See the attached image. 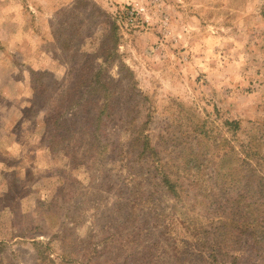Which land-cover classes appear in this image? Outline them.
<instances>
[{
    "label": "rangeland",
    "instance_id": "obj_1",
    "mask_svg": "<svg viewBox=\"0 0 264 264\" xmlns=\"http://www.w3.org/2000/svg\"><path fill=\"white\" fill-rule=\"evenodd\" d=\"M252 170L264 0H0V264H264Z\"/></svg>",
    "mask_w": 264,
    "mask_h": 264
},
{
    "label": "trees",
    "instance_id": "obj_2",
    "mask_svg": "<svg viewBox=\"0 0 264 264\" xmlns=\"http://www.w3.org/2000/svg\"><path fill=\"white\" fill-rule=\"evenodd\" d=\"M139 145H140V150H141V154H145V153H150L151 155H155V153L150 150H148V140L145 137H141L136 139V141H139ZM161 175V179L160 182L161 184L166 188L171 190V192H175L173 190V185L174 183L170 180L169 176L166 175V173H164L163 171L160 173ZM252 177H254V179H256L257 185L260 188L264 189V175H259L256 174L253 170H252ZM261 192L258 191V195L260 196ZM260 198V197H259ZM264 205V197H263V202L261 203L260 206ZM257 210L258 214H255L253 217V220L251 221V223H249V221H240L241 218L243 217H239V220L234 218L233 221L237 224L235 230L237 231V234H242L245 233L247 234L248 237L251 238L252 242H254L256 245H258L259 247L256 248V252L260 255V256H264V213L260 211V207L256 206V208H254ZM235 264V263H233Z\"/></svg>",
    "mask_w": 264,
    "mask_h": 264
}]
</instances>
